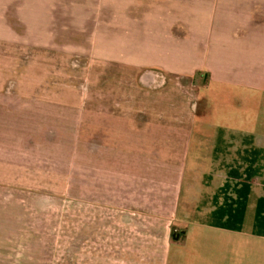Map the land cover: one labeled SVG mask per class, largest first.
Instances as JSON below:
<instances>
[{
  "label": "crops",
  "instance_id": "0c3cea01",
  "mask_svg": "<svg viewBox=\"0 0 264 264\" xmlns=\"http://www.w3.org/2000/svg\"><path fill=\"white\" fill-rule=\"evenodd\" d=\"M48 1L56 0H0V264L36 192L49 190L55 162L68 159L69 128L77 155L91 144L81 175L95 176L92 199L130 220L170 225L155 264H171L176 246L172 264H264V136L197 120L206 84L264 89V61L254 56L264 45V0L146 3L138 25L110 28L107 52L77 84L62 43L67 10L55 15ZM200 33L204 43H195ZM181 40L192 42L189 52ZM135 41L139 59L116 46Z\"/></svg>",
  "mask_w": 264,
  "mask_h": 264
},
{
  "label": "rangeland",
  "instance_id": "374dc122",
  "mask_svg": "<svg viewBox=\"0 0 264 264\" xmlns=\"http://www.w3.org/2000/svg\"><path fill=\"white\" fill-rule=\"evenodd\" d=\"M154 1H48L55 15L56 9L61 8L62 13L67 10V30L62 31V43L66 42L69 55V84L72 81L75 84L83 81L85 68L92 63V58L98 56V51L107 52L110 28H118L123 24L138 25L142 12L144 13L142 17H145L146 3L150 4ZM55 2L56 5L52 8ZM135 6L137 9H134ZM57 18L59 20V16ZM61 18L63 23L65 16L62 15ZM203 35L204 33H200L196 37L193 36L194 42L197 43L199 39L204 43ZM227 40L231 44L234 43L230 37H227ZM138 41L133 45L129 42L117 43L116 46L117 48H121L122 45L127 46L126 49L131 51L128 56L132 54L133 58L139 59L141 50L138 49ZM191 43L188 40H181V52H189ZM134 51H137L136 54H133ZM200 51L197 53L201 56ZM232 51V48L228 49L225 54L232 58ZM254 56L256 60L264 61V45H260L258 53ZM243 58L247 59L245 56ZM192 59L199 58L192 56ZM203 74L204 72H199L195 76V83L201 86L206 84ZM206 85L202 88L201 94L207 109L200 110L197 120L205 118L213 123L235 125L234 128H237L239 133L264 136V89L257 90L223 81H214L207 87ZM220 129L221 131H218L222 134L226 132L235 134V131L229 128ZM91 134L92 132L89 131V136ZM91 150L90 143H83L77 155L75 128H69L68 159L62 163L55 162L51 180L49 183L48 180L46 181L49 190L36 192L35 208L32 209L30 204L29 223L24 225L21 223L20 237L9 241L6 246H10L5 247V263L155 264L160 262V252L171 240V236L168 235L170 225L154 224L149 218H146V221L136 217L130 220L124 213L125 209L92 199L91 185L95 176L90 168L86 170L87 175H81V164L84 163L83 169L88 167L87 155H90ZM78 163L80 174L77 173ZM177 250V246L172 250L171 264L174 262Z\"/></svg>",
  "mask_w": 264,
  "mask_h": 264
},
{
  "label": "water",
  "instance_id": "95a60500",
  "mask_svg": "<svg viewBox=\"0 0 264 264\" xmlns=\"http://www.w3.org/2000/svg\"><path fill=\"white\" fill-rule=\"evenodd\" d=\"M179 237H180V234L176 236L177 239H179Z\"/></svg>",
  "mask_w": 264,
  "mask_h": 264
}]
</instances>
